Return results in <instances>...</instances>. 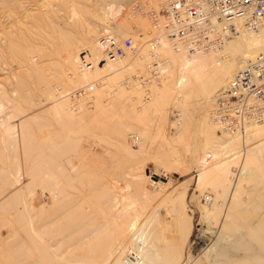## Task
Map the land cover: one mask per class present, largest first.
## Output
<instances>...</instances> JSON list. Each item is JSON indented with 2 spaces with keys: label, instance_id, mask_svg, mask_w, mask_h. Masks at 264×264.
Segmentation results:
<instances>
[{
  "label": "rangeland",
  "instance_id": "1",
  "mask_svg": "<svg viewBox=\"0 0 264 264\" xmlns=\"http://www.w3.org/2000/svg\"><path fill=\"white\" fill-rule=\"evenodd\" d=\"M137 1L0 0V264H124L137 245L138 264H264V124L229 136L211 120L239 69L204 90L235 37L176 52ZM106 34L136 50L81 71ZM192 58L208 63L180 88Z\"/></svg>",
  "mask_w": 264,
  "mask_h": 264
},
{
  "label": "built area",
  "instance_id": "2",
  "mask_svg": "<svg viewBox=\"0 0 264 264\" xmlns=\"http://www.w3.org/2000/svg\"><path fill=\"white\" fill-rule=\"evenodd\" d=\"M134 12L148 20L149 35L159 32L176 52L189 55L221 51L240 34L239 28L251 34L264 30V0H139ZM156 37L147 42L152 51L160 46L161 39ZM97 46L104 63L120 60L136 50L132 37L119 39L111 34L101 37ZM246 62L214 100L211 120L229 136L246 135L249 128L264 124V50ZM89 63L83 60L81 71ZM94 90L88 85L68 97L82 100ZM138 140L133 137L134 143ZM211 201L206 196L205 202ZM138 263L137 252H128L125 264Z\"/></svg>",
  "mask_w": 264,
  "mask_h": 264
},
{
  "label": "bare ground",
  "instance_id": "3",
  "mask_svg": "<svg viewBox=\"0 0 264 264\" xmlns=\"http://www.w3.org/2000/svg\"><path fill=\"white\" fill-rule=\"evenodd\" d=\"M225 49H226V51H229L230 52L231 56L233 58H235L236 62L235 61H232L231 62V61L225 60V63L223 64L221 59H220L221 61H219V59L217 60L216 57H213L215 59H213L212 61L214 63H216L219 67L214 70V72L212 73V75H210L211 77L209 79L211 81H209V83L206 84L205 89H204L207 92L211 91V89H213L215 86L217 87V86H220V85L226 83V81L228 80L229 76L234 71H236V69L241 70L242 68H244V66H246L245 64L247 63L246 61L253 59L256 56V54L258 55L260 53V51L264 50V30H261L257 34H247L246 33V34L243 35V37L241 35H239V36L237 35V36H235V41L234 42H228V45L226 46ZM224 53H225V50H224ZM240 53L242 55L241 56V61L243 60V62L238 61V58L236 56L237 54L239 55ZM88 55H90V54H88ZM88 55H86L85 59L83 57H81V58L79 57V59L81 60L83 58V60L86 62V60H88V57H89ZM217 55L218 54H216V56ZM125 58H126V56L124 58L120 59V60H117L116 62H120L121 63ZM225 58H227V57H225ZM225 58H223V59H225ZM102 61L103 60H101L100 57L97 58L95 55H93V59H91V61H89L90 63L87 65V69L86 70L89 71V72L90 71L92 72L93 70H100V71L103 70V71H106V72L107 71H113L114 70V65L110 61H108V62L106 61V63H104L105 61H103V62ZM223 62H224V60H223ZM207 63H208V61H205V60H195V58H192L189 61H187L186 63H184L182 65V70H183L184 75L181 77V81L179 82L180 88H182L185 84L188 83L187 82V75H186V73L188 71H193L194 73H198V72H195V71H197L198 69H202L204 66L207 65ZM119 65H122V64H119ZM83 76L89 82L90 76L88 75V72L84 73ZM201 84H202V82H201ZM248 160H250V161H248ZM252 163H253V161H252L251 158L250 159H247L246 166L251 165ZM199 176H200V180H201L202 179V174L199 175ZM201 181H203V180H201ZM137 222H138V217H137V219L135 221H133L129 225V228L127 227L129 229V231L132 232V231H135L136 230ZM254 234H257V233H254ZM138 235L139 234H135V239L136 240L137 239L138 240L140 239L138 237ZM137 241L134 242V243H137ZM139 242H141V240ZM143 242H142V244H143V248H144V243ZM145 246L146 247L144 249H146V250L151 249V247L147 246V244H145ZM134 248H135L136 251L139 252L140 249H142V246L140 248L137 245V247H134ZM137 248H138V250H137Z\"/></svg>",
  "mask_w": 264,
  "mask_h": 264
}]
</instances>
